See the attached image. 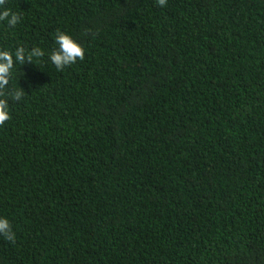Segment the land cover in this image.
<instances>
[{
	"label": "trees",
	"instance_id": "obj_1",
	"mask_svg": "<svg viewBox=\"0 0 264 264\" xmlns=\"http://www.w3.org/2000/svg\"><path fill=\"white\" fill-rule=\"evenodd\" d=\"M5 9L0 49L43 56L0 90V264H264V0Z\"/></svg>",
	"mask_w": 264,
	"mask_h": 264
},
{
	"label": "clouds",
	"instance_id": "obj_2",
	"mask_svg": "<svg viewBox=\"0 0 264 264\" xmlns=\"http://www.w3.org/2000/svg\"><path fill=\"white\" fill-rule=\"evenodd\" d=\"M6 0H0V6H4ZM167 0H157L158 6H166ZM6 21L9 27H15L20 17L16 13L5 9L0 12V22ZM55 43L58 47L50 54L49 59L51 63L58 69L62 70L65 66L75 64L77 60L83 61L85 58V49L76 42L69 34L57 32ZM24 47H18L15 53L8 50L0 49V90L9 85L12 69L16 63L25 64V62H32L33 57L43 56V52L39 48H33L26 56ZM21 91H15L13 98L19 101L22 98ZM7 101L0 99V126H3L9 119L7 111ZM0 235L5 239L13 241L15 233L6 218H0Z\"/></svg>",
	"mask_w": 264,
	"mask_h": 264
}]
</instances>
